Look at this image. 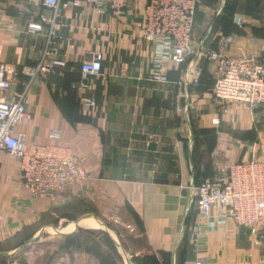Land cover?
I'll return each mask as SVG.
<instances>
[{
  "label": "crops",
  "instance_id": "obj_1",
  "mask_svg": "<svg viewBox=\"0 0 264 264\" xmlns=\"http://www.w3.org/2000/svg\"><path fill=\"white\" fill-rule=\"evenodd\" d=\"M43 1L0 0V64L19 71L15 91L29 84L33 120L17 131L28 143L75 149L85 177L34 198L17 159L0 152V264H139L149 256L264 264V228L253 234L229 220L193 237L201 224L194 187L235 162L264 160V104L215 98L218 64L206 60L217 50L234 58L264 52V0H197V53L172 67L167 84L145 79L155 50L143 37L146 0L118 16L87 3L61 7L51 44L47 22L41 35L27 32L40 14L52 16ZM95 51L104 54L103 72L86 80L96 106L84 110L81 65ZM54 60L66 67L36 70Z\"/></svg>",
  "mask_w": 264,
  "mask_h": 264
},
{
  "label": "built area",
  "instance_id": "obj_2",
  "mask_svg": "<svg viewBox=\"0 0 264 264\" xmlns=\"http://www.w3.org/2000/svg\"><path fill=\"white\" fill-rule=\"evenodd\" d=\"M139 1L44 0L43 6L52 11V16L47 18L45 14H40L39 18L29 22L27 32L41 35L47 22L49 30L46 36L48 44H51L61 26V7L87 3L102 12L109 9L118 16ZM197 8V0H146L143 37L153 42L155 47L152 68L145 77L147 81L169 83L172 67L186 64L196 55L193 32ZM237 23L243 26L240 20ZM226 42L230 44L232 37H227ZM103 60L104 54L95 51L81 65L82 80L78 85L82 90L84 110L96 106L95 100L85 92L90 87L86 80L102 74ZM206 60L218 64L212 88L215 98L224 103L242 102L251 109L264 104V52L234 58L217 50L210 52ZM65 67L64 61L54 60L42 62L36 70H61ZM199 74L200 69L192 79L193 83H198ZM18 79L19 71L16 68L0 64V152L17 159L19 181L34 198L52 197L69 184L81 182L85 173L72 147L49 142L28 143L25 133L17 131L19 126L33 120V114L28 109L29 84H25L23 90L15 91L13 86ZM178 110L181 111L180 106ZM214 122L218 123L219 119ZM194 189L198 196V218L201 222L193 231L196 240L229 220L238 226L248 227L253 234H258L264 228V160L252 158L235 162L223 176L202 179ZM11 264L19 263L14 261ZM186 264L207 263L197 258Z\"/></svg>",
  "mask_w": 264,
  "mask_h": 264
},
{
  "label": "trees",
  "instance_id": "obj_3",
  "mask_svg": "<svg viewBox=\"0 0 264 264\" xmlns=\"http://www.w3.org/2000/svg\"><path fill=\"white\" fill-rule=\"evenodd\" d=\"M137 262L139 264H160V260H158V258L155 256H149L141 259L138 258Z\"/></svg>",
  "mask_w": 264,
  "mask_h": 264
}]
</instances>
